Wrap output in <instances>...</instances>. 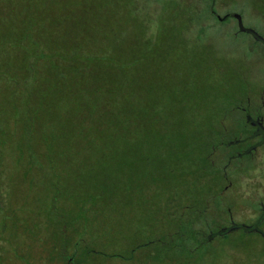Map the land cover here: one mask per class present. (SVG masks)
I'll return each instance as SVG.
<instances>
[{
  "label": "rangeland",
  "instance_id": "rangeland-1",
  "mask_svg": "<svg viewBox=\"0 0 264 264\" xmlns=\"http://www.w3.org/2000/svg\"><path fill=\"white\" fill-rule=\"evenodd\" d=\"M177 2L0 0V264H264L256 232L191 231L264 209V167L228 157L264 46ZM213 7L264 38V0Z\"/></svg>",
  "mask_w": 264,
  "mask_h": 264
},
{
  "label": "flooded vegetation",
  "instance_id": "flooded-vegetation-1",
  "mask_svg": "<svg viewBox=\"0 0 264 264\" xmlns=\"http://www.w3.org/2000/svg\"><path fill=\"white\" fill-rule=\"evenodd\" d=\"M259 43L262 44L261 42ZM242 94L244 97L239 101V104L233 108L236 115L232 118V124L240 129V135L239 137H236L234 141L228 143L231 146L242 144L244 145V148L236 150L231 155H228V157L230 159L234 157H242L247 154L252 158L251 168H254L253 166L256 165V163L258 164V161V165L264 167V154L257 156L258 149L264 145V140L262 143L258 144L262 139V134L257 133L259 128L263 127L264 129V74L254 84L246 80ZM249 149L250 151H248ZM258 216L259 214L257 217ZM257 217L250 223H253ZM262 222L259 227L263 233H256L260 234L264 239V230L261 227Z\"/></svg>",
  "mask_w": 264,
  "mask_h": 264
},
{
  "label": "water",
  "instance_id": "water-1",
  "mask_svg": "<svg viewBox=\"0 0 264 264\" xmlns=\"http://www.w3.org/2000/svg\"><path fill=\"white\" fill-rule=\"evenodd\" d=\"M232 17L235 19L236 21V27L238 31H244L248 34H250L254 40L261 42L264 45V38L254 29L250 28V27H246L243 24L242 21V16L239 12H232ZM216 18L218 20H222L224 18V16H221L219 14H216ZM257 133H261L262 134V139L261 141L258 143H262V141L264 140V129L263 127L259 128ZM257 144V145H258ZM256 147V146H254ZM250 151V149L248 150ZM264 219V209L262 210V212L259 214V216L257 217V219L250 224H242V223H234L232 222L230 225L225 226V227H221L215 231H209L206 235V239L207 241L212 240L213 238L217 237V236H223L228 234L229 232L235 230V229H241L244 232L248 233V232H260L263 233L262 230L260 229L259 225L260 223L263 221ZM264 235V234H263Z\"/></svg>",
  "mask_w": 264,
  "mask_h": 264
},
{
  "label": "trees",
  "instance_id": "trees-1",
  "mask_svg": "<svg viewBox=\"0 0 264 264\" xmlns=\"http://www.w3.org/2000/svg\"><path fill=\"white\" fill-rule=\"evenodd\" d=\"M207 1L209 2V10L211 11V13L214 14V15L217 14L216 11H215V9H214V7H213V3H214L215 0H207ZM177 5H178L177 0H165V7L166 8L174 9L175 7H177ZM223 16H224V18L222 20H220V21H227L230 17H232V13H225ZM203 29H204V26H201L200 27V30L203 31ZM30 126H31L30 124L25 125V127H24L25 129H23L22 135L18 138V139H20V140H18L19 144L20 143H24V142H28L29 143V141L31 140V138H32L31 137L32 136L31 133L32 132H31ZM4 133H5V129L0 127V162L2 160V156H3V153H4L3 152L4 144H5L4 141H3L4 135H5ZM45 138H48V136H45ZM48 145L49 146H48V153H47V155H50V153L52 151V146L50 145V143ZM19 148H21V147L19 146L18 149ZM208 208H209V206H208ZM210 210H211V212L214 211V210H212V208ZM210 210H209V212H210ZM198 220H201V219H199L196 216L192 219L193 225L191 227V231L195 235H198L199 240H200V243L199 244H201L202 242L204 243L207 240L205 238L206 235H207V233L209 231H215V230H212L207 223H203V224L202 223H199L200 226H201V228L195 227L194 224H196V221L198 222ZM175 233L176 232H174V234ZM227 236H228V234L223 235L221 237L226 238Z\"/></svg>",
  "mask_w": 264,
  "mask_h": 264
}]
</instances>
